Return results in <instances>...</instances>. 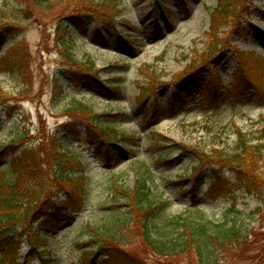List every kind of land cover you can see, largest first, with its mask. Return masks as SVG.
<instances>
[{
  "label": "rangeland",
  "instance_id": "374dc122",
  "mask_svg": "<svg viewBox=\"0 0 264 264\" xmlns=\"http://www.w3.org/2000/svg\"><path fill=\"white\" fill-rule=\"evenodd\" d=\"M48 1L54 5L52 12L40 11L34 0H0V88L5 99L13 101L0 108V149L12 146L10 142L15 138L22 140L16 145L27 143L29 150L33 148L37 153H47L49 148L58 151L64 146L61 150L64 157L58 159H68L74 172L83 167L88 169L85 207L71 218L60 214V210H53L52 224L48 221L43 226V215L34 217L37 232L46 229L48 233V238L40 234L39 244L33 243L31 231L27 232L32 220H19L13 229L0 225L1 230L12 229L17 235L21 252L17 262L78 264L81 260L87 263L93 257L85 258L87 253H95L106 243H113L143 264H203L195 253L163 257L152 252L144 243L138 225L147 221L153 228H159L169 216L200 209L215 224L227 216L242 225L240 237L224 248H215L216 264H264V190L261 197L239 190L229 161L201 158V154L212 156L211 151L219 149L235 153L240 131L253 141L251 144L264 145V102L247 95L264 81V0H234L240 6L234 27H221L215 33L216 43L222 42L217 51L225 53L224 60L219 66V63L213 65L210 74L200 77L196 81L200 89L192 91H187L182 82H174L187 74L188 67L205 61L213 42L209 37L212 13L223 0ZM152 1L162 7L163 15H159V7L150 12ZM115 3L118 9L112 10ZM81 13L104 19L113 18L114 14L118 30L112 31L90 16L85 26L70 18ZM60 19L64 22L61 28ZM67 25H70L67 39L74 41L70 52L78 62L92 59L98 80L89 83L84 65L76 63L77 69L64 57L70 45L61 44ZM119 35L129 43L125 44ZM14 46L21 57L25 54L20 62V66L22 62L26 64L23 79L2 67ZM248 57L257 63L243 64ZM214 69H217L216 76L212 73ZM212 76L223 85V90L214 89L216 82ZM96 81L103 82V86ZM113 84V88H120L118 93L108 91V86ZM161 84L164 85L157 89L155 105L152 98L142 103L140 87L151 90ZM205 86L207 91L203 94ZM234 93L237 97H233ZM189 96L192 106L184 102ZM170 98L173 101L169 103ZM245 100L248 101L245 103ZM74 101L92 108L103 123L111 124L118 136H123L118 148L133 151L134 157L113 148L116 156L108 159L99 143L94 145L89 136L87 122L98 133L93 115L71 111ZM8 106L14 109L12 114ZM154 106L155 113L149 119L146 111ZM123 114L128 116L125 121L116 119ZM15 155L13 151L3 153L0 170ZM55 160L47 161L50 164L44 180L52 182L50 175ZM204 165L208 166L205 174L195 183L192 173L195 169L203 172ZM258 167V176L254 177L264 181V158ZM212 172L222 174L226 184L218 200L210 199L208 194L213 183ZM143 181L152 188L150 202L158 207L159 216L144 218L148 217L144 213L138 217L131 207V199L117 189L118 186L121 190H131ZM194 184V191L198 193L195 200ZM62 185L67 187L63 183L56 186ZM40 194L37 205L34 201L38 195L33 201L34 195L30 198V214L53 196L48 187ZM233 207L238 211L235 215L229 213ZM130 220L134 223L129 229L119 227L122 233L131 232L129 235L121 234L119 238L113 237L115 242L108 241L112 236L107 231ZM97 228L102 231L98 232ZM96 234L103 236L97 240L102 245L90 242L98 237ZM101 262L102 253H98L92 264Z\"/></svg>",
  "mask_w": 264,
  "mask_h": 264
},
{
  "label": "trees",
  "instance_id": "16d2710c",
  "mask_svg": "<svg viewBox=\"0 0 264 264\" xmlns=\"http://www.w3.org/2000/svg\"><path fill=\"white\" fill-rule=\"evenodd\" d=\"M34 3L36 5V8L40 11H44L47 9L49 12H52V10L54 9V5L51 4L48 0H34ZM111 9L117 10L118 4L115 3L111 7ZM239 9L240 6H238L234 2V0L221 1L219 7L215 8L212 13L213 16L209 37L213 38V42L212 48L210 47V50L206 54L207 56L205 58V61L188 67L189 70L187 74H185L184 77L177 79L174 83H188L205 72V68H208L209 71H211L213 65H217L219 63V66L220 64H222L225 53L217 51L222 45V42L216 43L217 40H215V33L217 32V29H220L221 27L225 28L230 26V28L232 29L234 27V20L237 19L236 13ZM15 11L17 10L15 9ZM81 14L84 15V13ZM81 14L73 15L72 17L76 16L80 18ZM112 17L116 18L117 16L113 14ZM113 18L105 19L110 22H114ZM62 24H64V22L62 21V19H60L58 26L60 27V25ZM67 26L68 27H66L67 30L64 33L61 44H63L64 46H67V44L70 45L68 48L66 47L64 53L66 51L68 53L65 54L64 57L76 67L78 66L77 64H81L82 66L84 65L83 67L87 69L86 72L89 73L88 76L98 80L97 72L94 71L95 62L92 59L81 60L80 62H78L77 57L73 54V52H70L74 41L72 40V38L67 39L69 36V25ZM24 55L23 57H21L14 46L13 49L10 50L5 57L2 67L5 69V71L13 74L14 76L17 75L21 79L25 74L23 65L26 64L22 62L20 66V62L23 61ZM250 62L257 63L255 59L248 57V59L243 62V64ZM212 73L216 76L217 69H214ZM214 82H216V84L214 85L216 87L214 89L221 90L223 85L219 81V83L216 80H214ZM258 84L260 85V87L256 89L257 92L252 97L257 98L262 103L264 102V81L262 84ZM159 86L157 88L155 86L151 90L147 89V87L141 86L140 95L142 97V100H145L149 96L154 95V92L159 88ZM109 90L119 91V88H109ZM5 97L6 96L3 90L0 88V104L7 100L5 99ZM72 104L73 105L70 108L71 111L76 113H85L86 115L88 113L89 115H93V122L95 123L98 130V133H96L98 135V138L100 137L106 143L117 141L120 138H123L122 135L118 136V132L114 131L111 124L109 125V123L107 124V122L103 123L100 120L101 116L95 115L92 108L78 101H74ZM119 117L120 116H117L116 119ZM238 138V148L235 153L228 154L224 150L219 149L211 151L212 156L201 154V158L215 159L217 161H229L232 164L230 168L233 169L235 181L239 187V190L243 189L249 195L261 197V192H263L264 190V181H259L254 176L257 175L259 170L258 166L264 158V145L251 144L253 143V141L247 139L248 137L246 138V136L241 131L239 132ZM53 142L54 141H52V143ZM155 143L158 144L159 139L155 140ZM61 156H63L62 153L51 148L48 149L47 153H37L36 151H30L24 153V155L22 156V160L13 162L12 165L7 168V175L9 173L10 177L6 178L5 174V177L0 178V224H4L6 226L9 225V227H12L16 224H19V220L30 222L38 214L41 215L45 213V205L47 203L45 205L44 203H42L43 205L40 206L39 209L34 213L30 214L29 209L31 202L35 199V197H37V195L38 198H36L34 204L37 205L38 203H40L42 197L40 194L41 191L49 187V181L44 180L43 176L44 172L48 171L49 169L48 165L50 163H48L47 161L51 159H56L55 161L63 163L66 169H68L66 172L60 169L59 172L58 169L56 170L55 168V174L52 177V183L56 182L67 185V190L69 191L71 196L75 195L73 198L77 197V202H74L73 206L78 210L83 208L86 196V192L84 190L86 189L85 186L87 185V183H85L87 180V171L86 169L82 170L79 173L70 171V166L68 164L69 160L63 158L58 159ZM204 166L208 167L207 165ZM244 169L245 171H243ZM246 169L249 171H247ZM194 172H197V170L195 169ZM202 173L203 172L200 171L195 173V175L200 177ZM212 175L213 186L210 191V195L213 197L217 196L220 191L225 189L226 184L222 174L212 172ZM147 183L148 182L143 181L137 187L131 190H121L117 186V189L121 193L125 194L127 198L131 199V207H133V211L138 217H140L144 213L146 215L148 214V217L143 216L144 218H149L153 214L155 216L160 215L158 207H154L150 202V197L153 192L152 188L149 187ZM49 189H51V187ZM32 197L33 199L31 201L30 198ZM43 198L46 197L43 196ZM47 199L45 201H47ZM193 210L194 211L192 212H184L182 214L169 216L166 220L165 225H161V227L159 228H153L147 221L140 224L138 223V225H140L141 227L142 238L146 246L152 252L163 257H182L187 253L190 255L195 253L203 264H216V259L213 258L214 254H216L217 252L215 248H224L230 242L240 237L239 234L242 232V225L238 224L235 218L230 219L227 218V216L225 217L224 221L220 222L219 224H215L209 219H206L200 209ZM229 211L230 214L234 215L238 212L234 207ZM135 219L137 220L136 216ZM133 223H131L130 220L129 222H126V224H116L114 227L116 229L113 228L110 231H107L108 233L104 232L109 234L108 236H112L108 237V241L115 242V238L113 237H118L121 234L124 235L126 233L125 237L129 235V233L131 232H126L125 230L122 233L119 227H125L129 229ZM29 229H31L32 242L39 244L37 243L39 240L37 236L39 235L34 232L33 227H29ZM97 231L101 232L102 230H100V228H97ZM0 234H3V237L0 238V264H15L20 256L19 254H17L18 248L15 246L16 244L13 241L14 236L8 230H0ZM96 235L98 236V234ZM101 238H103L102 235L94 237L90 240V242H98L99 245H102L103 243L97 241ZM117 240L119 241L120 239ZM101 250L105 253L106 258L103 260L102 264H143L141 260L139 261V259L135 256L132 257V254L130 252L113 243H106V246ZM92 256H94L93 252H89L85 255V258H89Z\"/></svg>",
  "mask_w": 264,
  "mask_h": 264
}]
</instances>
